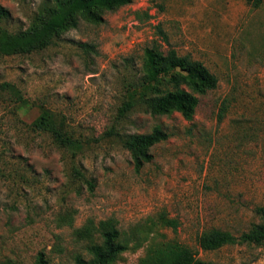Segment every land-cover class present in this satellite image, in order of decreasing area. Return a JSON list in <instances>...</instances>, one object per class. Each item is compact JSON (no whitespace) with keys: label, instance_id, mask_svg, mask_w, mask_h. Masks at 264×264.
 <instances>
[{"label":"rangeland","instance_id":"374dc122","mask_svg":"<svg viewBox=\"0 0 264 264\" xmlns=\"http://www.w3.org/2000/svg\"><path fill=\"white\" fill-rule=\"evenodd\" d=\"M40 1L0 0L8 11L0 27L25 29ZM153 42L202 61L218 78L191 119L151 114L141 100L120 110ZM2 82L30 105L19 108L0 90V264H35L39 252L48 264H75L107 218L127 245L111 264H151L153 245L167 240L217 264H264V242L214 250L197 243L212 227L239 235L258 220L254 207L264 206V0L259 7L131 0L105 11L100 24L81 20L42 50L0 55ZM42 108L65 117L82 150L29 128ZM155 125L168 137L136 170L116 133ZM161 216L177 219L176 229Z\"/></svg>","mask_w":264,"mask_h":264},{"label":"trees","instance_id":"16d2710c","mask_svg":"<svg viewBox=\"0 0 264 264\" xmlns=\"http://www.w3.org/2000/svg\"><path fill=\"white\" fill-rule=\"evenodd\" d=\"M131 0H41L25 29L16 31L0 27V55L28 54L51 45L61 33L78 27L80 21L91 24L103 22L105 11L119 8ZM252 7H259L262 0H246ZM8 11L0 4V19L6 18ZM87 46V44H82ZM92 47V46H90ZM218 78L200 60L189 54H180L174 48L164 51L153 42L145 46L142 53V74L129 85V98L120 110H128L137 100H141L146 111L161 115L179 112L191 119L199 103V96L217 86ZM0 90L8 94L10 100L19 108L30 105L22 91L11 82L0 83ZM228 105L224 104L218 114L224 116ZM29 128L37 133L49 134L59 146L71 151L83 149L82 140L67 126L65 117L49 108L40 109L30 122ZM121 144L132 157L134 167L139 170L152 159L151 147L168 137L159 125L146 133L119 134ZM77 171V170H76ZM258 218L239 235L230 230L212 227L197 236V243L204 250H214L226 244L264 242V206L253 209ZM161 221L176 229L179 221L161 216ZM99 241L86 246L88 257L75 256V264H111L127 245L122 240L117 222L107 218L98 222ZM87 230L83 235L88 236ZM149 255L151 264H217L200 259L186 244L177 240H167L153 245ZM3 264H9L3 263ZM35 264H48L42 252L37 253Z\"/></svg>","mask_w":264,"mask_h":264}]
</instances>
